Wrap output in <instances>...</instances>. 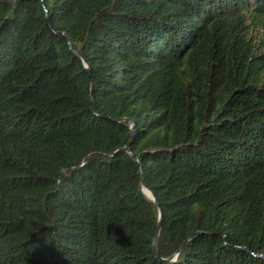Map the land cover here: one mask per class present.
Wrapping results in <instances>:
<instances>
[{
  "label": "trees",
  "instance_id": "trees-1",
  "mask_svg": "<svg viewBox=\"0 0 264 264\" xmlns=\"http://www.w3.org/2000/svg\"><path fill=\"white\" fill-rule=\"evenodd\" d=\"M262 29L264 0H0V264H264Z\"/></svg>",
  "mask_w": 264,
  "mask_h": 264
},
{
  "label": "water",
  "instance_id": "water-1",
  "mask_svg": "<svg viewBox=\"0 0 264 264\" xmlns=\"http://www.w3.org/2000/svg\"><path fill=\"white\" fill-rule=\"evenodd\" d=\"M141 182H142V184H141V189H142V191H143V193L145 194V195H147L152 201H156L155 200V198H154V196H153V194H152V192H151V190L149 189V188H147L146 186H145V184L143 183V180H142V174H141ZM148 192V193H147ZM159 217H160V215H159ZM157 231H159V222H158V230ZM155 250H156V255L158 256L159 254H158V246H157V235H156V237H155ZM176 256H177V253L173 256L174 258H176Z\"/></svg>",
  "mask_w": 264,
  "mask_h": 264
},
{
  "label": "rangeland",
  "instance_id": "rangeland-1",
  "mask_svg": "<svg viewBox=\"0 0 264 264\" xmlns=\"http://www.w3.org/2000/svg\"><path fill=\"white\" fill-rule=\"evenodd\" d=\"M255 37H259L260 39H264V29L260 30V31H256L254 33Z\"/></svg>",
  "mask_w": 264,
  "mask_h": 264
},
{
  "label": "bare ground",
  "instance_id": "bare-ground-1",
  "mask_svg": "<svg viewBox=\"0 0 264 264\" xmlns=\"http://www.w3.org/2000/svg\"><path fill=\"white\" fill-rule=\"evenodd\" d=\"M148 193V192H147Z\"/></svg>",
  "mask_w": 264,
  "mask_h": 264
}]
</instances>
